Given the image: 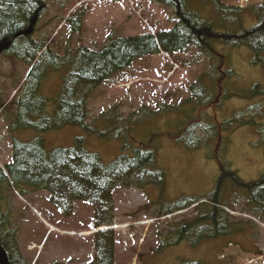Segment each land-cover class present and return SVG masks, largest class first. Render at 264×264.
<instances>
[{"label":"trees","instance_id":"1","mask_svg":"<svg viewBox=\"0 0 264 264\" xmlns=\"http://www.w3.org/2000/svg\"><path fill=\"white\" fill-rule=\"evenodd\" d=\"M169 7L175 26L156 37L152 34L120 36L113 33L104 45L93 50L81 45L59 55L46 42L31 36L16 38L28 30L34 15L45 11L43 0H0V43L11 40L4 54L14 61L31 66L37 62L15 102V116L5 117L13 142V162L6 165L9 178L0 168V192L7 187L21 196L46 191L50 204L64 218H71L75 202L88 203L94 210V227H111L115 221L114 190L117 187L146 190L165 181L156 139L167 136L174 127L175 140L190 150L206 151L207 159L216 161L219 175L214 191L207 196L182 197L174 204L161 205L158 216H166L195 206L196 216L186 223L173 224L168 241L159 234L161 247L180 242L214 243L243 231L241 222H233L225 208L230 198L240 194L246 200L244 212L264 217V175L256 181L243 180L226 159L231 135L239 128L250 127L264 147V3L242 8L221 0H153ZM86 10L76 11L66 24L74 34H82ZM189 47L210 60V72L191 86L192 97L179 106L158 104L157 110L143 106L123 118L118 106L89 123V100L106 81L126 72L143 57L161 52L174 55ZM46 48V50H44ZM247 48L251 64L262 70V83L241 88L233 67V50ZM41 56L38 57V54ZM1 55V54H0ZM61 74L62 83L54 98V110L48 112L49 98L43 85ZM260 79V80H261ZM5 93L0 90V110L5 112ZM232 99L249 102L230 120L218 121L206 112ZM254 101V102H253ZM253 102V103H251ZM200 107L205 112L198 114ZM80 127L85 136H77L69 147L48 151L44 138L25 140L27 132L39 134ZM86 136L120 141L122 153L110 165L98 153L86 149ZM157 181L158 183H156ZM203 198L208 203H200ZM198 204V205H197ZM0 212V245L10 264H28L17 241L12 216ZM176 239L175 244H170ZM96 257L91 264H115L116 235L106 229L94 235ZM211 244H209V247ZM159 254V253H158ZM144 263H147L144 257ZM179 264H203L184 261Z\"/></svg>","mask_w":264,"mask_h":264},{"label":"rangeland","instance_id":"2","mask_svg":"<svg viewBox=\"0 0 264 264\" xmlns=\"http://www.w3.org/2000/svg\"><path fill=\"white\" fill-rule=\"evenodd\" d=\"M229 6L249 8L261 5L264 0H221ZM45 11L41 14L33 39L46 42L59 55L69 48L81 45L100 49L113 33L120 36L142 34L158 35L171 30L175 24L172 10L153 0H43ZM86 10L82 34H74L65 24L74 12ZM233 67L241 88L247 89L262 83V70L251 64L252 53L247 48L233 50ZM29 66L14 61L4 53L0 56V90L5 93V112H0V166L13 162V142L8 134L6 116H15V102L26 80ZM210 72V60L197 49L189 47L184 53L168 55L159 53L143 57L133 63L126 72L117 75L99 87L89 100V123L114 106L120 108L123 118L146 106L156 110L159 103L179 106L191 98L190 87L205 73ZM63 74V73H61ZM61 74L43 85L49 98L48 112L54 110L53 101L62 83ZM261 79V80H260ZM254 102V101H253ZM251 102V103H253ZM249 102L232 99L216 109H206L218 121L230 120ZM1 111V110H0ZM205 112L200 107L198 114ZM167 136L156 139L165 181L144 190L119 187L114 190L116 219L113 230L116 235L115 264H179L184 261H200L203 264H264V217L244 212L246 200L240 194L230 198L233 222L243 224V233L226 238L232 242L221 252L222 241L213 246L203 242H180L164 246L158 235L168 241L173 224L186 223L196 216L191 207L174 215L160 218L159 203L169 205L182 197L206 196L214 191L219 175L216 161L207 159L206 151L190 150L178 145L170 127L159 130ZM80 127H67L61 131L25 134V140L41 136L45 147L52 151L69 147L77 136H85ZM258 137L250 127L237 129L231 135L226 159L233 170L245 181H256L264 175V147L257 145ZM86 149L98 153L105 164L110 165L122 153L120 141L103 140L86 136ZM4 206L10 209L12 226L17 230V241L29 264H89L96 257L94 245V221L92 207L84 202L75 205L69 219L63 218L50 204L46 191L19 195L13 188L0 192V212ZM251 223V225L249 224ZM254 235H256L254 237ZM255 238V239H254ZM170 244H175L176 239ZM217 245V249L214 248ZM159 253V254H158ZM146 257L147 263H144Z\"/></svg>","mask_w":264,"mask_h":264},{"label":"water","instance_id":"3","mask_svg":"<svg viewBox=\"0 0 264 264\" xmlns=\"http://www.w3.org/2000/svg\"><path fill=\"white\" fill-rule=\"evenodd\" d=\"M39 14H40V10L32 18L31 23H30V27L28 28V30H26L25 32L19 33L16 36V38L23 37V36L27 37V36H30L33 34L34 29H35V27L38 23V20H39ZM10 45H11V40H9V39H6L3 42H1L0 43V53L8 50ZM0 264H9L7 255L1 247H0Z\"/></svg>","mask_w":264,"mask_h":264},{"label":"flooded vegetation","instance_id":"4","mask_svg":"<svg viewBox=\"0 0 264 264\" xmlns=\"http://www.w3.org/2000/svg\"><path fill=\"white\" fill-rule=\"evenodd\" d=\"M3 210L4 211H2V213H3L4 217H7L6 215H10V209L9 208H7L6 206H4V209Z\"/></svg>","mask_w":264,"mask_h":264}]
</instances>
